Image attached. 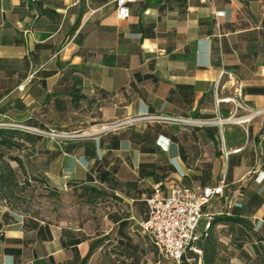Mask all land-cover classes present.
<instances>
[{
    "label": "crops",
    "instance_id": "obj_1",
    "mask_svg": "<svg viewBox=\"0 0 264 264\" xmlns=\"http://www.w3.org/2000/svg\"><path fill=\"white\" fill-rule=\"evenodd\" d=\"M116 1L0 0V123L75 136L25 142L27 173L104 193L83 194L99 215L81 224L37 219L0 196V264H156L140 224L157 185L224 184L205 212L244 207L264 233V0H136L126 19ZM232 191L246 199L224 206Z\"/></svg>",
    "mask_w": 264,
    "mask_h": 264
},
{
    "label": "built area",
    "instance_id": "obj_2",
    "mask_svg": "<svg viewBox=\"0 0 264 264\" xmlns=\"http://www.w3.org/2000/svg\"><path fill=\"white\" fill-rule=\"evenodd\" d=\"M136 0H117V16L120 19L129 17V5ZM225 0H200L201 4L215 7ZM225 12L218 10L214 13L217 28H220L218 19L225 17ZM224 102H232L237 108L243 109V104L239 99L224 98ZM220 104V101H217ZM156 121H163L177 124H192L195 121L186 118L149 117ZM223 120H217L214 124H222ZM0 127L19 128L25 131H37L32 127L0 124ZM39 132V131H38ZM241 150H235L238 153ZM223 157L228 160L231 151L223 145ZM153 194L148 197L147 203L148 216L141 224L144 234L151 240L158 254L164 259L174 264H193L195 257H198V264H201L203 249L201 245L208 235V229L212 221V215L205 212V208L212 205L216 198L223 197L225 186L221 184L217 187H187L173 186L168 194H165L160 185H157ZM237 206V205H235ZM234 206V207H235ZM206 217L208 225L203 231L199 230L201 219ZM192 254V256H191Z\"/></svg>",
    "mask_w": 264,
    "mask_h": 264
},
{
    "label": "rangeland",
    "instance_id": "obj_3",
    "mask_svg": "<svg viewBox=\"0 0 264 264\" xmlns=\"http://www.w3.org/2000/svg\"><path fill=\"white\" fill-rule=\"evenodd\" d=\"M215 121L211 123L214 124ZM34 129L37 131H32V133L44 135L47 141L46 145L50 147H59L58 145H62L63 142L75 139L73 135L62 134L57 131L47 133L37 128ZM27 178L28 181H26ZM34 179L42 181L44 178L31 171H29L28 177L19 173V184L15 186L13 195L6 201L10 208L27 213L37 219L55 223L70 221H76L80 224L82 221L87 223V219L99 215L97 207L92 203H87L88 200L83 195L84 190L81 188L69 187L67 190L61 191L60 188L56 187L57 185L48 184L45 187L40 182H35ZM253 179L254 174L251 173L247 177L246 191L251 186L250 181ZM243 194L244 196L241 197V192H229L227 199L223 202L224 206L232 205L240 199L245 200L246 193ZM218 216L216 215V217ZM201 220L199 230L203 231L208 225V219L203 217ZM93 224L91 223V226ZM226 230L227 228L224 229L222 226L215 228V233L219 235L221 240L220 258L217 264H264V245L257 241V236L250 229L241 231V228H237V231L229 236L226 235ZM261 234L264 236L263 232ZM154 260L158 264H173L156 252H154Z\"/></svg>",
    "mask_w": 264,
    "mask_h": 264
},
{
    "label": "trees",
    "instance_id": "obj_4",
    "mask_svg": "<svg viewBox=\"0 0 264 264\" xmlns=\"http://www.w3.org/2000/svg\"><path fill=\"white\" fill-rule=\"evenodd\" d=\"M2 123V122H1ZM0 123V124H1ZM24 126H29L33 128H39L34 125L32 122L28 124H23ZM41 130V128H39ZM25 139V140H24ZM43 139L42 135L32 133L17 128H8L0 127V196L2 199L7 201L14 192L15 186L19 184V172L11 166V162H16L18 164L19 170L23 175L28 177V173L25 168L23 159L20 155V152L26 148V143L28 142L31 147L34 149L36 144ZM15 151V153H13ZM35 182H40L41 185H48L49 183L46 180L39 181L37 179ZM28 181V178L26 179ZM88 190H91V196L98 194L102 196L104 193L98 191L97 189H85L83 194H88ZM255 196L249 201V204H256L255 208H258L262 204V200L257 199ZM206 209V208H205ZM244 214V207L235 206L231 208V211L228 215H222L214 217L210 223L208 229V237L204 239L201 248L203 249V256L201 258V264H217L220 256V246L221 240L219 235L215 233V228L222 226L224 229L227 228L226 235L234 234L237 231V228H241V231L245 229H250L256 236L257 241L262 243L264 237L261 234V231H256L254 229L253 222L250 221ZM148 216V211L146 213V219ZM224 232V231H223ZM192 256V254H191ZM196 261L193 264H198V257H195ZM173 263V262H172ZM174 264V263H173ZM187 264V263H186Z\"/></svg>",
    "mask_w": 264,
    "mask_h": 264
}]
</instances>
